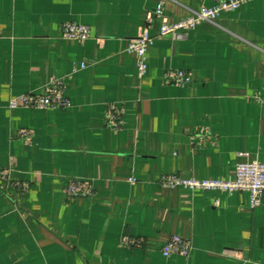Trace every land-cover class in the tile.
<instances>
[{
	"label": "crops",
	"instance_id": "crops-1",
	"mask_svg": "<svg viewBox=\"0 0 264 264\" xmlns=\"http://www.w3.org/2000/svg\"><path fill=\"white\" fill-rule=\"evenodd\" d=\"M159 1L0 0V264H264V201L160 185L164 174L235 180L243 153L264 162V0L181 38L149 16ZM214 4L165 0V11L175 22ZM70 21L91 37L64 38ZM147 28L156 39L140 78L127 49ZM168 69L192 83L166 82ZM53 76L71 108L9 107ZM120 111L115 126L108 114ZM70 180L92 193L67 196ZM173 235L188 257L163 254Z\"/></svg>",
	"mask_w": 264,
	"mask_h": 264
},
{
	"label": "built area",
	"instance_id": "built-area-1",
	"mask_svg": "<svg viewBox=\"0 0 264 264\" xmlns=\"http://www.w3.org/2000/svg\"><path fill=\"white\" fill-rule=\"evenodd\" d=\"M252 0H215V4L209 8L193 12L190 16L180 20L172 21L166 14L165 0H160L156 10L150 12V17L161 19V35L173 34L176 38H181L183 32L193 29L205 21H213L224 13L239 9L243 4ZM63 37L71 40L86 41L91 37V28L89 25L79 22H65L63 24ZM156 37L150 33L148 28L138 37L131 40L128 52L138 56V76L143 78L148 71V50L154 44ZM83 64L81 68H85ZM164 79L168 83L178 86H188L192 83V77L183 69H168L164 73ZM66 81L62 77H51L43 86L42 91L27 92L11 98L9 107L11 109L26 107L37 109H69L73 106L72 101L66 95ZM122 111L119 114L110 112L108 117L115 126L121 124ZM21 137L29 144L32 142V131L25 130L21 132ZM244 158L239 161L236 168V179L230 181L220 180H199L196 178L184 179L175 174H164L161 177L160 185L164 188L184 187L189 190H243L248 191L251 196V205L256 207L264 201V162L257 159H251L249 154L243 153ZM8 171L2 170L1 177L8 180ZM23 190L28 189L27 184H19ZM65 193L69 197L92 193V186L82 180H70ZM143 243L140 238H133L129 235L122 237V245L138 246ZM164 255L181 254L188 257L192 252L190 242L178 235H173L162 248Z\"/></svg>",
	"mask_w": 264,
	"mask_h": 264
}]
</instances>
